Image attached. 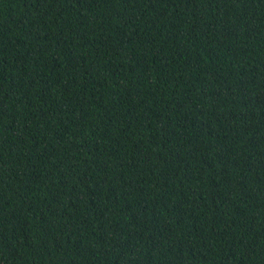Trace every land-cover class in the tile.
Here are the masks:
<instances>
[{"label": "trees", "instance_id": "trees-1", "mask_svg": "<svg viewBox=\"0 0 264 264\" xmlns=\"http://www.w3.org/2000/svg\"><path fill=\"white\" fill-rule=\"evenodd\" d=\"M0 264H264V0H0Z\"/></svg>", "mask_w": 264, "mask_h": 264}]
</instances>
